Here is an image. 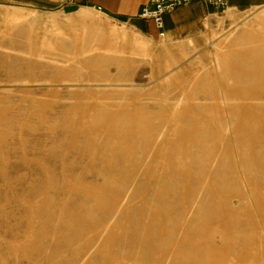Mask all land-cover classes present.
Wrapping results in <instances>:
<instances>
[{"label":"rangeland","instance_id":"obj_1","mask_svg":"<svg viewBox=\"0 0 264 264\" xmlns=\"http://www.w3.org/2000/svg\"><path fill=\"white\" fill-rule=\"evenodd\" d=\"M82 8L0 1V264H264V29L213 69L252 10L160 38Z\"/></svg>","mask_w":264,"mask_h":264},{"label":"crops","instance_id":"obj_2","mask_svg":"<svg viewBox=\"0 0 264 264\" xmlns=\"http://www.w3.org/2000/svg\"><path fill=\"white\" fill-rule=\"evenodd\" d=\"M2 3L35 6L40 9H58V8H74L87 7L98 15H104L110 19L130 24L135 30H144L143 26L139 27L137 22L141 21L147 25L149 36L156 34L153 25L150 22L138 19L137 15L140 8L148 2V0H0ZM264 6V0H228V8L233 10H248L260 8ZM83 9V8H82ZM217 12L207 6L202 0H192L187 7H180L173 12L164 16L165 36L172 38L176 35H183L196 30L199 25L204 28L206 20L208 23L210 17L219 18ZM123 27V26H122ZM125 28V27H124ZM136 32V31H134ZM137 33V32H136ZM187 45H192V41L188 38Z\"/></svg>","mask_w":264,"mask_h":264},{"label":"bare ground","instance_id":"obj_3","mask_svg":"<svg viewBox=\"0 0 264 264\" xmlns=\"http://www.w3.org/2000/svg\"><path fill=\"white\" fill-rule=\"evenodd\" d=\"M7 11H8L9 18L14 22H19V20L24 19V18H29L28 17L29 15L33 16L35 14L34 9H25V8H20V7H13V9L7 10ZM232 11H234V10L231 8L226 9V13L229 17H230V14ZM249 13H250L251 18H252L250 24H247L246 21H244V22L242 21L240 24L238 23L239 25L238 24L236 25L233 23L234 24V26L232 25L233 27H231V28L229 27V29L223 31L220 35L218 34L217 38L214 39V40L219 39L215 44L212 45V46H217V52L213 55V58H214L213 69L214 70L217 71V69L219 68V64H218L217 60H218V55L220 54V52H224L226 50V48L228 49L231 45L235 44V42H237L238 39L241 38L242 36L249 34V33L250 34L253 33L255 26H258L257 28L264 29V6H262L260 8H254ZM78 15L94 17L96 15V13L91 12V10H89V9L83 8L78 13ZM247 16H249V15H247ZM218 19H220V17ZM229 19H231V18H229ZM208 25H209L208 20H206L205 26L208 27ZM96 30L98 31L99 27H96ZM222 30H224V29H221V31ZM112 33L116 34V35L119 34L122 37H125L127 34L126 29L124 27H121L119 31H117L116 29H113ZM134 34H135L133 36V44H134L133 46L135 47L134 49H136L140 53L142 52V55L147 54V53H145L146 45H147L146 41L144 39L145 37L143 38L142 35H140L138 32L137 33L134 32ZM221 41L224 44L226 43V45L223 44L222 46H218ZM94 50L96 51L98 49H94ZM102 51L103 52H118L114 49H103ZM181 51H183V48L181 49ZM84 52L86 53V52H91V51L88 50V51H84ZM185 53H186V51H185ZM105 54H107V53H105ZM38 57L40 58V56H38ZM252 90H254L253 92H255V94L257 96L253 97V98H244V99L240 100L241 104H239V105H241L242 108L248 107L247 102H253L254 101V103L255 102L260 103V102L264 101V93H263L264 88H259L257 90L252 89ZM220 92H222V91H220ZM227 101H228V99H226L224 94L221 93L218 97L217 103H218V105H220L224 108L227 105ZM121 200L119 201V203L121 202Z\"/></svg>","mask_w":264,"mask_h":264},{"label":"built area","instance_id":"obj_4","mask_svg":"<svg viewBox=\"0 0 264 264\" xmlns=\"http://www.w3.org/2000/svg\"><path fill=\"white\" fill-rule=\"evenodd\" d=\"M192 0H148L139 12L138 19L150 22L158 37H165L164 16L180 7H187ZM207 6L216 12L223 11L228 7V0H202Z\"/></svg>","mask_w":264,"mask_h":264}]
</instances>
